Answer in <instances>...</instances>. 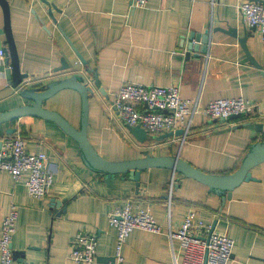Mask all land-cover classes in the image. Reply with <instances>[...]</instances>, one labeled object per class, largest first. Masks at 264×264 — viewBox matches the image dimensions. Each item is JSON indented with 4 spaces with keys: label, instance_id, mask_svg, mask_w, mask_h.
Masks as SVG:
<instances>
[{
    "label": "crops",
    "instance_id": "0c3cea01",
    "mask_svg": "<svg viewBox=\"0 0 264 264\" xmlns=\"http://www.w3.org/2000/svg\"><path fill=\"white\" fill-rule=\"evenodd\" d=\"M8 1L21 70L30 75L24 85L83 75L94 88L88 137L103 157L124 161L146 153L178 154L206 172L229 174L240 167L255 142L264 140V133L255 129V123L264 121L263 69L250 62L237 37L213 31L234 27L239 37L249 31L239 11L242 0H149L143 7L132 5L131 0ZM207 29L211 33L207 53L199 58L192 53L188 58L187 41L182 47L184 37ZM69 40L87 65L81 63ZM247 46L264 67V34L257 29L247 39ZM5 47L0 5V50ZM62 53L74 66L55 72ZM5 56L0 58V113L30 103L19 88L9 85ZM88 67L95 69L98 85ZM127 82L178 86L182 97L195 102L199 112L185 139L154 140L150 135L149 142L142 143L131 135L111 106L114 93ZM234 97L255 103L254 113L212 120L201 111L213 100ZM43 106L81 127L82 97L77 90H60ZM10 127L16 129L12 134L7 132ZM19 133L26 139L28 151L48 155L54 183L45 197L36 199L28 194L27 173L15 181L8 172H0V237L2 221L15 204L18 218L12 246L14 251H24L15 255L17 262L82 264L71 258V242L77 232L85 230L98 236L96 264H113L117 229L110 225L108 215L115 206L132 200L135 210L151 209L163 232L135 228L123 248L124 264H172L168 231L178 229L191 211L217 232L233 238L229 264H262L264 162L252 169L256 180L242 182L224 200L208 185L169 168L142 171L139 187L131 174L108 176L97 171L83 160L79 143L49 119L24 116L0 124V141ZM55 199L62 202L57 208ZM174 246L179 247L177 240Z\"/></svg>",
    "mask_w": 264,
    "mask_h": 264
},
{
    "label": "built area",
    "instance_id": "2783aa9c",
    "mask_svg": "<svg viewBox=\"0 0 264 264\" xmlns=\"http://www.w3.org/2000/svg\"><path fill=\"white\" fill-rule=\"evenodd\" d=\"M131 2L136 7H143L149 0ZM239 11L248 27H256L264 34V0H242ZM4 56L5 53L1 49L0 58L4 59ZM111 106L126 125H140L153 138L183 129L180 137L184 140L194 116L199 112L195 102L182 97L178 86L130 82L121 85L114 93ZM256 107L255 103L244 97L219 98L208 103L201 111L212 120H229L235 115L251 116ZM2 171L8 172L15 181L27 173L28 194L36 199L45 197L54 183V172L50 167L48 155L28 151L26 139L20 133L7 136L2 141L0 172ZM172 185L173 183L171 187ZM17 218V206L13 204L2 221L0 264H33L15 260L12 242ZM108 219L110 225L117 229L113 264H124L123 248L135 228L153 233L163 232L162 225L156 220L151 209L135 210V203L132 200L115 206L109 212ZM168 236L174 256L172 264H229L232 259L235 244L233 238L226 233L217 232L212 224L198 219L194 211L185 216L178 229H169ZM175 240L179 243L178 248L174 246ZM97 248V234L81 230L75 234L71 242V258L77 263L96 264Z\"/></svg>",
    "mask_w": 264,
    "mask_h": 264
},
{
    "label": "water",
    "instance_id": "95a60500",
    "mask_svg": "<svg viewBox=\"0 0 264 264\" xmlns=\"http://www.w3.org/2000/svg\"><path fill=\"white\" fill-rule=\"evenodd\" d=\"M0 5L4 12L5 20V33L7 38V47L3 49L5 53V74L6 79L13 88L20 89V95L30 102L14 109L4 111L0 113V124L13 123L24 116H35L44 119H49L57 123L68 135L73 137L80 145L81 154L85 163L100 172L107 173L108 176L116 174H131L132 179L136 182V185L140 186V178L142 171L150 167H164L173 170L174 172L182 173L186 177L194 178L205 185H208L211 190L221 193L223 199L230 198L233 190L244 181L256 180V177L252 174V169L260 163L264 162V140L255 142L249 152L246 154L240 167L229 174H216L206 172L190 162L182 159L177 155H151L147 154L145 157L124 160V161H112L103 157L93 146L88 137V126H89V107L90 97L94 93V88L85 81L83 75H72L61 80H54L45 85H24L25 81L30 79L29 73H24L21 70L20 57L13 35L11 27V13L8 0H0ZM53 7H55L53 5ZM56 8V7H55ZM57 9V8H56ZM50 12L51 9H50ZM224 31L234 37H237L244 48L245 52L251 63L257 67L263 69L264 67L251 55L247 46V39L255 33L256 27H250L249 31H245L243 37H239L237 28L228 27V29L215 28L213 31ZM210 30L207 29L204 33L191 32L187 38L184 37L182 47H185V41H187V52L186 56L189 58L192 53L194 56L199 58L202 53H207L208 44L210 41ZM71 46L75 50L79 60L83 65H87V61L70 41ZM61 65L56 68L55 72H61L68 70L74 66V64L62 53ZM87 72L94 73L95 84L98 85L99 81L95 69L90 67L87 68ZM92 81V80H90ZM93 82V81H92ZM94 83V82H93ZM63 89H75L82 97V116H81V127L77 128L70 123L60 113L45 108L44 102L55 95L57 92ZM242 115H235L231 118H239ZM250 124V123H248ZM255 129L259 133H264V121L255 123ZM128 132L133 135L138 141L144 143L149 142V134L146 129L140 125H127ZM16 129L10 127L7 132L14 133ZM183 129H178L175 132L171 131L164 133L156 137V140H164L173 136H181ZM2 141H0V147ZM55 208L59 207L62 202L55 199ZM60 214V213H58ZM13 247V246H12ZM24 251H14V255L18 256L23 254ZM114 258V257H113ZM114 260V259H113Z\"/></svg>",
    "mask_w": 264,
    "mask_h": 264
},
{
    "label": "trees",
    "instance_id": "16d2710c",
    "mask_svg": "<svg viewBox=\"0 0 264 264\" xmlns=\"http://www.w3.org/2000/svg\"><path fill=\"white\" fill-rule=\"evenodd\" d=\"M238 168H239V165H237V167H236L235 169L237 170ZM235 169H234V170H235ZM233 172H234V171H233Z\"/></svg>",
    "mask_w": 264,
    "mask_h": 264
}]
</instances>
